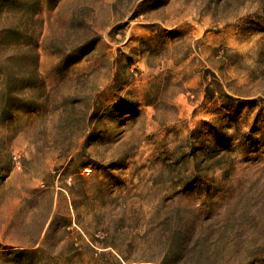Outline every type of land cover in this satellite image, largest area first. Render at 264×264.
<instances>
[{"label":"rangeland","instance_id":"obj_1","mask_svg":"<svg viewBox=\"0 0 264 264\" xmlns=\"http://www.w3.org/2000/svg\"><path fill=\"white\" fill-rule=\"evenodd\" d=\"M0 264H264V0H0Z\"/></svg>","mask_w":264,"mask_h":264}]
</instances>
